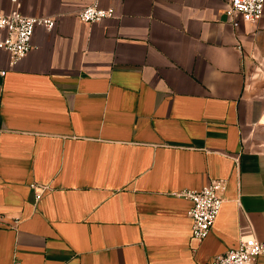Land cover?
<instances>
[{
	"label": "crops",
	"instance_id": "crops-1",
	"mask_svg": "<svg viewBox=\"0 0 264 264\" xmlns=\"http://www.w3.org/2000/svg\"><path fill=\"white\" fill-rule=\"evenodd\" d=\"M93 2L115 16L83 22ZM227 5L0 0L56 19L16 64L0 48V264H210L264 240V15ZM216 179L197 241L180 193Z\"/></svg>",
	"mask_w": 264,
	"mask_h": 264
},
{
	"label": "built area",
	"instance_id": "built-area-1",
	"mask_svg": "<svg viewBox=\"0 0 264 264\" xmlns=\"http://www.w3.org/2000/svg\"><path fill=\"white\" fill-rule=\"evenodd\" d=\"M225 11L230 19L240 15L246 21H257L264 15V0H228ZM114 16L113 9L100 7L96 2L79 12L80 20L86 23ZM55 26L56 19L51 16H29L13 9L0 15V29L5 32L0 39V48L8 51L12 64H16L33 48L32 39L38 27L53 29ZM226 189L227 180L216 179L200 189L180 193L192 202L188 212L192 219V239L202 241L209 235L220 213ZM40 196L41 193H37V197ZM260 256H264V240L250 235L244 237L238 247L216 255L210 264H256Z\"/></svg>",
	"mask_w": 264,
	"mask_h": 264
}]
</instances>
